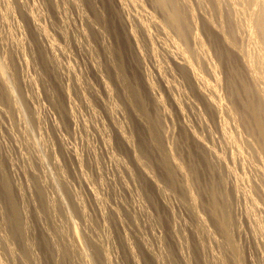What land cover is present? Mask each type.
<instances>
[{
    "label": "rangeland",
    "instance_id": "rangeland-1",
    "mask_svg": "<svg viewBox=\"0 0 264 264\" xmlns=\"http://www.w3.org/2000/svg\"><path fill=\"white\" fill-rule=\"evenodd\" d=\"M0 63V264H264V0H0Z\"/></svg>",
    "mask_w": 264,
    "mask_h": 264
},
{
    "label": "bare ground",
    "instance_id": "bare-ground-1",
    "mask_svg": "<svg viewBox=\"0 0 264 264\" xmlns=\"http://www.w3.org/2000/svg\"><path fill=\"white\" fill-rule=\"evenodd\" d=\"M164 2V1H163ZM159 4V3H157ZM167 4V3H165ZM168 18H169V22L172 24V26L176 29L177 33L180 35V36H184V31L182 29V24L184 23V20H185V15L182 14V12H180V10H178V8L176 7H173V9L168 13ZM262 20V19H261ZM263 21V20H262ZM262 21H259L262 22ZM247 22V21H246ZM263 25V24H261ZM260 27V24L258 25ZM261 29V28H260ZM243 31V30H242ZM250 32V31H249ZM251 34V33H250ZM252 35V34H251ZM210 36V35H209ZM213 36V35H212ZM217 44V43H216ZM221 52V51H220ZM249 56V55H248ZM224 57V56H223ZM228 57V56H227ZM230 57V56H229ZM231 58V57H230ZM260 62V61H259ZM231 65V64H230ZM3 64L0 63V69L2 68ZM229 69V68H228ZM2 70V69H1ZM231 73V72H230ZM192 75V74H191ZM232 76V75H231ZM233 79V78H232ZM6 89V88H5ZM133 96L136 100H138L141 105V107L144 108V102L140 96V93H138V91H134L133 92ZM250 96V95H249ZM257 104V103H256ZM139 106V105H138ZM140 107V106H139ZM248 108V111L250 112L253 120H254V123L253 125L255 124L257 130L261 133L262 132V124H261V120H260V116H259V108L257 105L255 104H250V106L248 105L247 106ZM256 130V129H255ZM7 198V197H6ZM218 204V203H217ZM220 210V209H219ZM213 212L214 214H216V205L214 204L213 206ZM217 216V215H216ZM13 218L14 220L19 223L20 221L18 220L19 218H17V211L16 209H13ZM228 219V218H227ZM19 221V222H18ZM57 224V223H56ZM228 224V222H227ZM19 226V225H17ZM18 229L20 227H17ZM5 231V230H4ZM65 231V230H63ZM19 232V231H18ZM16 233V232H15ZM11 238V237H10ZM127 243V242H126ZM59 249V248H58ZM24 259V258H23ZM28 263V262H27Z\"/></svg>",
    "mask_w": 264,
    "mask_h": 264
}]
</instances>
